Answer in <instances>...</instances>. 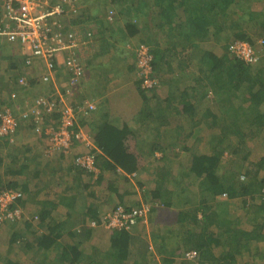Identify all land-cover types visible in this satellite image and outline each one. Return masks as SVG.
<instances>
[{"label":"trees","instance_id":"trees-1","mask_svg":"<svg viewBox=\"0 0 264 264\" xmlns=\"http://www.w3.org/2000/svg\"><path fill=\"white\" fill-rule=\"evenodd\" d=\"M93 4L96 14L80 13L72 20L77 30L84 34L82 40L94 44V47L90 56L82 59L84 73L80 85L83 84L84 90L75 91L70 103L79 118L71 129L74 132L86 131L96 148L90 150L78 140L74 152L68 156L73 158L70 166L80 173L88 174L90 179H96L95 183L108 187L120 197L125 195V188L118 180L133 175L138 177L144 170L146 159L137 130L128 126L119 128L110 123L109 109L104 104L109 103L107 92L109 96L111 89L107 88L108 84L116 77L133 71L134 77H137L129 80L126 76L127 81H130L128 84L135 87V95L142 98L145 105L150 104L148 92L154 93L156 89L144 88L145 78L138 73L136 75V64H139L137 52L142 45L148 46L154 56L150 61L153 68L151 77L157 78V84L162 86L164 82L167 83L162 78L166 71L173 73V78L175 76V91L182 105L179 112L187 118V127L184 129L186 138L180 143L184 154L175 153L176 158L182 155V161L174 173L169 168L172 161L167 164L170 154L162 145L154 143L152 152L162 151L161 161L164 162L156 166L158 176L152 177L155 189L144 193L145 202L136 205L119 203L116 207L133 215H137L135 211L141 209H149L150 214L156 204L161 205L156 209L172 211L170 221L179 224H176V230L169 229L175 236L174 247L169 249L163 244L165 235L154 234L162 264H243L242 257L251 251L252 243L264 242V155H253L248 144L256 135L264 139V61L263 50L258 49V46L255 49L258 57L256 62L233 57L230 49L237 40L254 44L255 38L260 37L264 41V0H93ZM77 26L82 27L80 29ZM173 62L177 63V69L173 68ZM25 67L27 69L21 71L23 75L20 76H24L28 82V85L23 86L25 91H30V85L34 82L50 83L51 88L54 87L53 82L33 79L31 66ZM69 75L68 72H59L57 78L69 81ZM89 89L93 90L90 95L86 91ZM9 97L13 100L11 94ZM96 97L102 98L98 107L88 114L76 113L86 98ZM109 98L111 101L112 95ZM126 100L125 96L123 101ZM9 105H13L8 103L7 107L15 116L16 126L14 133L0 134L7 147L5 157L0 156V171L3 169L4 172L0 173V193L12 189L20 191L23 196L1 213L0 226L6 228L5 237H0L1 248H14L23 243L21 238L24 234L18 228V225H23L25 218L21 205H24L26 198L32 197L27 184L17 186L14 180L6 182L5 177L23 173L40 177L48 166L43 155L32 152L29 144L19 146L11 142L21 124L19 113L15 114ZM5 107L1 109L0 115ZM41 107L44 120L48 115L60 117V112H46V106ZM98 108L100 114L96 120ZM145 109L147 111V107ZM205 121L211 124V130L217 129L211 132L206 141L209 143L208 151L200 147L203 140L199 135ZM1 122L0 117V125ZM192 136H195V140H190ZM170 146L173 152L176 145ZM84 150L85 153L91 151L96 170L76 162L75 153ZM57 155L67 157L64 153ZM139 183L142 185L140 180ZM168 183H171L170 187ZM77 184L73 188L76 194L90 187L80 177ZM187 187L191 188L189 193ZM70 189L71 186L66 185L61 192V199L68 202L69 208L74 205L73 197H68ZM92 191L87 194L94 196ZM50 205L55 206L54 203ZM91 205L83 212L85 223H81L82 227L93 220L97 227L104 228V220L97 208ZM70 211L73 213L74 209L70 208ZM50 213L47 206L39 212L41 226L55 224L53 228H48V233L38 238L39 246L34 248L26 242L29 249L34 248L40 254L42 252L39 250H43L42 256L47 262L159 264L149 246L139 248L138 254H131V234L115 228H105L106 231L110 230L109 245L105 246V251L95 244L90 245L85 255L87 252L83 247L85 241L90 240L93 228L85 227L78 232L68 226V219L57 223L52 218L45 222ZM138 216L136 219L141 221L142 217ZM88 218L90 220L86 225ZM24 224L32 227L30 221L26 220ZM183 226L185 230H182ZM67 236L72 239V243L67 244ZM255 250L256 254L260 253L264 257V250L258 247ZM191 251L198 254L189 258L188 252ZM0 257V264H24L7 253L0 252ZM33 260L36 261V258Z\"/></svg>","mask_w":264,"mask_h":264},{"label":"crops","instance_id":"crops-1","mask_svg":"<svg viewBox=\"0 0 264 264\" xmlns=\"http://www.w3.org/2000/svg\"><path fill=\"white\" fill-rule=\"evenodd\" d=\"M92 1L93 0H81V13H96L95 6L91 5ZM258 35L261 36L260 34ZM9 42L5 37L0 36V43H3L0 44V111L3 107H5V105L7 107L8 103L13 105H9V107L13 110L14 113H19V122L21 126L16 133V136L11 139V142H15L19 146L29 144L33 149L32 152L43 155L44 161L48 163V166L46 168L47 170L44 172V174L42 173L43 175H41L40 177H33L31 175L27 176V173H23L19 175L8 174V176H6L4 179L6 180V182L14 180L15 183L18 184L17 186H24L23 184H27L28 193L32 195V197L26 198V201H24V205H21V212L24 214L25 218L23 221V225H18L19 230H21L24 234V237L21 238L23 240V243L18 245V249H20L21 254L23 253L28 257L29 261L22 260L18 255H12V251L10 248L8 249V254L12 258L19 260L24 264H53L54 262H47L44 260L42 256L44 252L43 250H39L42 252L41 254L34 250V248H37L39 246L37 245L38 238L43 236V234L48 233V228H53L55 226L54 223L50 224L51 227L47 225L41 226L40 219L38 217L40 210L45 206H47V209L51 210L50 216L46 219L45 222L50 221L52 218L54 222L57 223L61 221L65 222L68 219V226H72L74 230H77L79 232L80 230L83 231L85 227L90 228V226L87 225V221L90 220L89 218L86 220L87 226L82 227L83 224L81 223L84 222V210L86 208H90L91 204H93L97 208L99 216L101 215V219H104V213L114 206L118 205L119 203L136 205L140 204V202H145L144 193L146 191L151 192L150 190L155 189V182L152 181V177L158 176V173H156L158 168L156 166H158V164L164 163L161 161L163 152L160 150H155L154 152H152V145H154V143H159L165 148V150H167L168 154H170V159L167 161V164L172 161L169 164V168L175 173V170L178 168L177 165L179 164L182 156H177L176 158L175 153L177 155L184 153L181 151L183 149V146L180 143L183 141V139L186 138L187 132H185L184 129L187 127V118L182 112H179V108L182 107L180 103L181 99H178L179 94L177 93V91H175V76L173 78V73L171 72L166 71L165 75L161 74L162 78L167 81L166 84L164 82L156 92L148 93L152 95L151 97H149V105H145L143 103V99L135 95V87H133L132 84H128V82L130 81H127L126 76L129 78V80H132L131 78L134 79L137 77H134V71L133 73H130L128 75H121L119 76V78L116 77L108 84L107 88L111 89L109 90V96L112 95V99L111 101L109 100L110 98L107 92L109 103L107 102L104 105L109 109L110 123L118 126L119 128L128 126L131 129L137 130L138 139L139 141H142L141 144L143 145V151L146 159L145 168L139 174V177L135 179L133 177H128V179L125 180H118V183H122L125 188H123L125 191V195L123 197H120L116 192H112L110 189H108V187H105L102 184L95 183L96 179H90L88 174L80 173L76 168L71 167L70 165L73 164L72 157H62L57 154H54L53 156H46L45 154H43V144L46 142V140H44V135L38 134L34 130L36 126L35 117L37 116L36 110H33L32 112L34 103L30 102V104L28 105L31 107L26 110L24 107L21 108L18 105V102L23 103V96L25 94H28L29 92L32 93V96L45 94L44 96L48 97L56 91L54 90V87L51 88L50 83L39 84L37 82H34L33 85H30V91H25L23 85L20 83V76L23 75L22 72H24L26 68L24 66V59L20 56L22 53L20 45L18 43L13 44ZM262 54L264 61V49ZM16 64H18V66H16ZM176 64L177 63L175 62H173L172 64L173 68L175 69H177ZM176 71L178 72L179 70ZM124 72L126 73V69L124 70ZM42 91L44 92L42 93ZM14 93H16V98L12 100L10 99L9 95L11 94V96L13 97ZM46 93L48 94L46 95ZM17 95H19L18 98ZM125 96L127 97V100L123 101V98ZM99 98L101 102L102 99L101 97ZM146 107L148 112L145 109ZM40 112L43 115V111L41 110ZM23 113H28V115H23ZM99 114L100 110L98 108L95 114L96 120L97 118H99ZM194 116H196L197 118V115L194 114ZM58 122L59 116L48 115L47 117H45L44 124L57 126ZM190 140H195V136H192ZM4 141L5 139L0 138V156L2 157H5L7 152V147H5ZM171 144L176 145L173 152H171L169 149H172V146H170ZM37 146H40V149L36 148ZM2 171L3 169H1L0 173L4 174V172ZM78 177H80V180H83L84 183L90 184V187L85 191H82V193H80V191H78L77 189L79 194H76L74 192L76 190L73 188L78 185ZM144 178L146 179V181ZM138 180L141 181L142 185L140 183L138 184ZM66 185L71 186L68 197H73L74 205H71L70 207L71 209H74L73 213L70 211L68 202L61 199V192H63V188ZM170 185L171 183H168L169 187ZM91 190H93L92 192L95 194L94 196H90L89 194H87L88 191ZM64 193L67 194L68 192L64 191ZM68 197H66L67 200ZM51 203H54L55 206L51 207ZM154 206V209H152V212H150V224L147 227L133 226L129 229L123 230L131 234V254H138L139 248L143 249L147 246H149L150 248L152 246V251L155 254L159 264H162V255L158 252L159 249L156 246L157 243L156 239L154 238V234L165 235L166 240H163V244H165L167 248L172 249L174 247L173 245L175 241L173 240L175 236L172 235V231H170L169 229L172 228L176 230L177 225L179 224L176 223V225L170 221L169 218H171L172 216L169 215L173 214L171 213V210H161L160 208L156 209V207L161 206L159 204H156ZM26 220L30 221V223L32 224L31 228L24 224ZM185 229L186 227L183 226L182 230ZM92 230L93 231L90 240H86L83 247L85 252H87L84 253L85 255L88 254L89 248L91 247L90 245L96 244L101 248L102 251H105V246L109 245L108 236L110 234V230L106 231V229L103 227L93 228ZM117 230L120 231L119 229ZM65 240L67 244L72 243V239L68 236ZM26 242L31 243L34 248L29 249ZM256 243H259V241L253 242L251 251L246 252L242 258H244L245 256H249L248 253H252L256 255V258L264 259V257H261L260 253L256 254L258 250H255L254 245ZM53 255L54 254H52V257ZM35 258L36 261L33 260ZM40 258L41 260L39 261ZM42 261H44L45 263H43ZM242 261L243 264H251L249 262L250 258L242 259Z\"/></svg>","mask_w":264,"mask_h":264},{"label":"built area","instance_id":"built-area-1","mask_svg":"<svg viewBox=\"0 0 264 264\" xmlns=\"http://www.w3.org/2000/svg\"><path fill=\"white\" fill-rule=\"evenodd\" d=\"M80 13V0H0V36L10 42H18L22 54L26 57V65L31 66L34 73L43 82H53L56 89L55 94L48 97H38L33 101V110L37 111L35 117L36 133L44 135L47 143L46 154L54 155L64 153L69 156L74 152L78 140L85 143V146L94 148L88 134L84 130L73 131L71 126L77 121L73 105L75 87L84 73L83 51L90 45L82 40L83 33L77 30L72 20ZM90 35V33H88ZM231 53L247 62H256L254 47L244 41H237L232 44ZM139 66L149 69L152 55L147 46L142 45L137 52ZM63 69L70 73V81L65 85L63 92L61 87L56 85V77L59 70ZM61 72V71H60ZM23 86L28 85L24 76L20 77ZM153 81L145 79L144 87H150ZM16 98V93L13 94ZM60 105H57L59 104ZM46 106V112H60L57 126L48 125L44 127V117L41 114ZM96 105L87 100L83 101L76 113L88 114L94 110ZM28 115V113H24ZM23 114V115H24ZM2 122L0 134L9 135L14 133L16 119L11 110L5 109L0 115ZM13 134H11L12 136ZM76 162L91 170H96L95 158L85 150L76 152ZM23 194L20 191L8 189L0 193V220L1 213ZM134 214L142 217L141 221L136 219L137 215L126 214L123 208L118 207L105 214L104 224L107 228H127L139 222L146 223L149 217V209L136 210ZM95 221L92 222L95 225ZM198 254L196 251L188 252L189 258ZM198 257V255H197Z\"/></svg>","mask_w":264,"mask_h":264},{"label":"rangeland","instance_id":"rangeland-1","mask_svg":"<svg viewBox=\"0 0 264 264\" xmlns=\"http://www.w3.org/2000/svg\"><path fill=\"white\" fill-rule=\"evenodd\" d=\"M91 5H94L93 4V1H92V3H91ZM96 14V13H95ZM90 15V14H89ZM136 40H134V41H132V42H135ZM258 47H260V48H262L261 46H260V43H258ZM36 76V75H35ZM93 81V80H92ZM94 82V81H93ZM59 83H57L56 85H58ZM45 91V90H44ZM44 91H42V93L44 92ZM87 91V94H91L92 92H93V90L92 89H89V90H86ZM34 92V91H33ZM38 92V91H37ZM54 92V91H53ZM35 94V93H34ZM46 94H48V93H46ZM41 95H45V94H39V95H36V97L37 96H39V97H41ZM28 96V97H27ZM19 97V95H17V98ZM36 97H33L32 96V93L31 92H29L28 94H25L24 96H23V103H20V102H18V105L22 108V107H24L26 110H28L31 106H29L28 104H30V102L32 103L33 101H35V99L34 98H36ZM13 99H15L14 97H13ZM29 99H33V100H29ZM102 99V98H101ZM87 101H89V102H92V103H94L96 106L99 104V102H100V98L99 97H96L95 99H90V98H88V99H86ZM25 104H27V105H25ZM216 109H217V106L216 105H213ZM98 107V106H97ZM4 109H8V107H5ZM2 113V112H1ZM15 114H17V113H15ZM24 114V113H23ZM79 119V118H78ZM210 122H211V120L210 119H208ZM211 125V124H210ZM208 123H206V121H205V123H203L202 124V126H204L203 127V129H202V132H201V135H199L201 138H202V140H203V143H201L200 144V147H202L201 149H203V151H208V149H207V145L209 144L208 142H206L208 139H209V135H210V133L211 132H216V128L215 129H210V126ZM260 133V132H259ZM11 139H13V137L11 138ZM46 140V139H45ZM46 143H47V141L43 144V154H45L46 156H48V154H46L45 152H46V150H45V146H46ZM248 144L250 145V148H251V151H253V155L254 154H256V155H260V156H262V155H264V139H261L260 137H259V135H256L255 137H253L249 142H248ZM39 145H40V143H39ZM40 147V146H39ZM38 146L36 147V148H38V149H40ZM182 152H184L183 150H181ZM184 154V153H183ZM172 155V154H171ZM51 156V155H50ZM53 156V155H52ZM227 156V155H226ZM183 158H185L186 159V157H183ZM227 159V157L225 158V160ZM139 177V176H138ZM133 178L135 179V178H137V177H135V176H133ZM187 192L188 191H190L191 190V188L189 187H187ZM189 193V192H188ZM194 195V194H193ZM187 206V205H186ZM1 227H3L2 225L0 226V234H1V236H3V237H5V234H6V228H1ZM264 242L262 243V242H259V243H256L254 246L255 247H258L259 249H264ZM19 247L18 246H15L14 248H10L11 249V253H12V255H14V256H16V255H18L19 257H21V259L22 260H25V261H29V259H28V257L27 256H25L23 253L21 254V252H20V249H18ZM9 248H1L0 247V252L2 253V254H8L9 253V250H8ZM248 255L249 256H245L244 258H242V259H247V258H250V263L251 264H264V259L262 258H260V259H258V258H256V255L255 254H252V253H248ZM258 257V256H257ZM1 258V257H0ZM244 261V260H243ZM26 263V262H25Z\"/></svg>","mask_w":264,"mask_h":264},{"label":"clouds","instance_id":"clouds-1","mask_svg":"<svg viewBox=\"0 0 264 264\" xmlns=\"http://www.w3.org/2000/svg\"><path fill=\"white\" fill-rule=\"evenodd\" d=\"M81 2V1H80ZM81 4V3H80ZM80 13H81V8H80ZM80 13L76 16V17H78L79 15H80ZM75 17V18H76ZM74 18V19H75ZM93 21V20H92ZM73 22V21H72ZM78 28H80L81 29V27L80 26H77ZM237 41H241V40H237ZM244 42H247V43H249V44H251L253 47H254V49H256V46H258V43H260V46L262 47V48H260V47H257L258 49H264V41L260 38V37H256L255 38V41H254V44L253 43H251V42H249V41H247V40H244ZM94 44H91V45H89L88 46V48H85L84 49V51H83V58H85V57H89L90 56V53H91V49L94 47L93 46ZM148 47V46H147ZM149 48V47H148ZM257 50V49H256ZM149 51H150V48H149ZM150 53H151V55H152V58L154 57L153 56V53L150 51ZM255 53H256V51H255ZM230 54H231V56H233V57H237V56H235V55H233L232 53H231V51H230ZM21 57H23V59H24V65L26 66V63H25V61H26V57L24 56V54H22L21 53V55H20ZM239 58V57H238ZM152 60V59H151ZM150 60V61H151ZM136 66H137V72H136V75H140V76H142V77H144L145 79H150L151 81H153V85L152 86H150V87H144V88H149V89H156V91L161 87V85H158L157 83H158V80H157V78H152L151 77V74L153 73V68H152V66H151V64L149 63V69L148 70H145V68L144 67H140L139 66V64H136ZM61 69L63 70V71H59L60 72V74L61 73H65L66 71L63 69V67L61 66ZM31 74H32V78L33 79H38V76L34 73V71H33V69H31ZM138 73V74H137ZM36 75V76H35ZM58 75H59V73H58ZM57 75V76H58ZM82 80H83V76L80 78V81H79V83H78V85H77V87H75V89H74V92L75 91H80V90H84V87H83V84L82 85H80L81 83H82ZM70 81V80H69ZM69 81H66V80H64V79H60V78H57L56 77V83H59L58 85L61 87V92H63V90H64V87H65V85H67L68 83H69ZM54 90L56 91V89H55V87H54ZM155 91V92H156ZM148 93H152V92H148ZM55 94V93H54ZM75 95L73 94V96H72V98L74 97ZM152 95L151 94H149V97H151ZM86 99H88V98H86ZM94 148H96V145H94ZM134 176V175H133ZM117 207L116 206H114L113 208H111V209H109L108 211H106L105 213H104V216H105V214H107L109 211H112V210H114V209H116ZM149 217H150V214H149ZM148 217V221L146 222V223H141V222H139V223H137V224H135V225H133V226H145V227H147L149 224H150V218ZM104 221H105V218L103 219ZM92 222H93V220H91V223L89 224V226L91 227V228H98L97 227V223H95V225H93L92 224ZM96 222V221H95ZM133 226H130V227H127V228H121V229H119V230H123V229H129V228H131V227H133ZM104 228H107L106 227V225L104 224ZM115 229H117V228H115ZM151 248V250L153 249V247L151 246L150 247Z\"/></svg>","mask_w":264,"mask_h":264}]
</instances>
